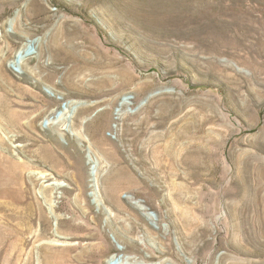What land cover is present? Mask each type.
I'll return each instance as SVG.
<instances>
[{
	"label": "rangeland",
	"instance_id": "1",
	"mask_svg": "<svg viewBox=\"0 0 264 264\" xmlns=\"http://www.w3.org/2000/svg\"><path fill=\"white\" fill-rule=\"evenodd\" d=\"M0 98V264H264V0H0Z\"/></svg>",
	"mask_w": 264,
	"mask_h": 264
},
{
	"label": "bare ground",
	"instance_id": "2",
	"mask_svg": "<svg viewBox=\"0 0 264 264\" xmlns=\"http://www.w3.org/2000/svg\"><path fill=\"white\" fill-rule=\"evenodd\" d=\"M30 47H31L30 44H27V45H25V47L23 49L19 50L14 56V62L18 64L19 62L23 61L29 55V52H30L29 48ZM7 101L0 98V107L3 110L0 113H2L3 116H5L4 121H5L6 126H8L9 128H15V127L18 128L19 122H20L18 119H19L20 115L18 114V112L16 110L13 109L12 105L9 104ZM29 118H31V117H29ZM4 160H5V158L0 159V177L5 179V181L8 183L7 185L14 184L17 182V179H18V174H17L18 172L17 171H19V172L21 171V170H19L20 167L18 165H16L15 162H13V163L6 162L8 164V166L5 169V166L3 165V164H5ZM2 187H4V186H2ZM12 195H13V197L10 199H17L15 194L10 192L7 187L5 189L0 190V197H3V196L7 197V196H12Z\"/></svg>",
	"mask_w": 264,
	"mask_h": 264
}]
</instances>
